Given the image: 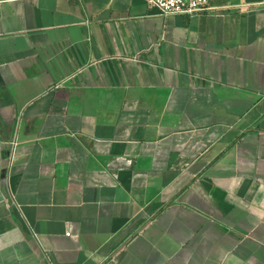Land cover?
<instances>
[{"label":"crops","instance_id":"obj_1","mask_svg":"<svg viewBox=\"0 0 264 264\" xmlns=\"http://www.w3.org/2000/svg\"><path fill=\"white\" fill-rule=\"evenodd\" d=\"M0 0V264H264V0Z\"/></svg>","mask_w":264,"mask_h":264},{"label":"built area","instance_id":"obj_2","mask_svg":"<svg viewBox=\"0 0 264 264\" xmlns=\"http://www.w3.org/2000/svg\"><path fill=\"white\" fill-rule=\"evenodd\" d=\"M150 5L157 6L165 14L195 15L204 13L212 6L211 0H144Z\"/></svg>","mask_w":264,"mask_h":264}]
</instances>
